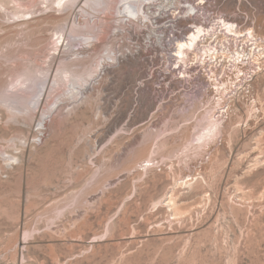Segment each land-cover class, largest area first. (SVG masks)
Here are the masks:
<instances>
[{"label":"rangeland","instance_id":"374dc122","mask_svg":"<svg viewBox=\"0 0 264 264\" xmlns=\"http://www.w3.org/2000/svg\"><path fill=\"white\" fill-rule=\"evenodd\" d=\"M110 1L0 8V56L21 69L0 75V264H264V58L228 91V128L198 139L217 84L183 94L149 79L160 52L126 29V0ZM217 1L243 22L236 0ZM247 1L244 28L264 43V0Z\"/></svg>","mask_w":264,"mask_h":264},{"label":"built area","instance_id":"2783aa9c","mask_svg":"<svg viewBox=\"0 0 264 264\" xmlns=\"http://www.w3.org/2000/svg\"><path fill=\"white\" fill-rule=\"evenodd\" d=\"M217 2V0H137L136 4H133L134 17H127L126 24L128 22L129 26L126 29L132 34L134 33V36L144 37L147 47L152 46L160 52L158 54L161 60L160 64L150 71L149 79L188 83L185 89H181L183 94L193 90L197 81L215 84V81L253 80L258 72V63L254 61V58L259 49L251 43L254 39L244 28V23L250 20L249 16L240 8L243 2L247 5L250 3L247 0H236V12L239 14V19L243 20V22H239L232 15L222 12L220 4ZM223 20L233 23V29L240 32L238 34L227 32ZM192 30H200L199 37H212L211 40L227 34V40L218 43L214 40L213 48H224L227 51L237 48L236 50L242 53L245 52V49L252 50L254 55L244 53L236 57L232 53L229 57L224 56L225 59L218 57L220 61L215 68V73L218 75L216 79H213L211 72L206 74L201 69L204 56L197 59L191 56L181 57L174 53L176 52V41L187 38ZM151 31L160 36L159 40L155 35H152ZM148 32H151V36L148 35ZM208 60L209 58L206 57V61ZM210 60L216 62L215 57ZM220 63L222 64L219 66ZM224 63L227 64V73L222 69ZM213 93H215L213 104L216 105L218 94L216 95L217 92ZM223 109L226 110L227 107L225 106Z\"/></svg>","mask_w":264,"mask_h":264},{"label":"bare ground","instance_id":"6f19581e","mask_svg":"<svg viewBox=\"0 0 264 264\" xmlns=\"http://www.w3.org/2000/svg\"><path fill=\"white\" fill-rule=\"evenodd\" d=\"M10 0H0V8L2 7V8H6V5H7V3L9 2ZM71 2L72 4L75 2V0H54V3H56L57 4V9H54V7L51 5V3L49 4L50 5V7L53 9V10H60L62 7H63V5H65L67 2ZM92 1V3H94V7L95 6H98V7H103V8H106V7H108V5H109V3L111 2L110 0H91ZM52 2H53V0H52ZM136 2H137V0H126L125 1V3H126V13H125V16H122V17H125L126 18V16H128V15H130V16H132V17H134V13H133V11H132V8H133V4H136ZM77 4H76V7L74 8V9H70V7H69V9H70V12H71V10H72V12L70 13L71 14V16H70V18H71V20H72V23H75V18H76V16L78 15V13H79V10H77L78 8H77ZM134 9V8H133ZM3 10H5V9H3ZM2 11V10H1ZM32 11H34V10H32ZM32 11H31V8L29 9H27L25 12H23V14H29V13H32ZM121 12V11H120ZM16 14H17V12H16ZM68 15V14H67ZM80 15V14H79ZM69 17V16H68ZM129 17V16H128ZM132 17H130V18H132ZM32 17H29V18H22V19H19V20H17V22H21L20 23V25H25L26 24V22L27 21H29L30 19H31ZM79 20V19H78ZM77 20V25H80V23H79V21ZM32 21V20H31ZM81 21V20H80ZM34 22V21H33ZM3 23V22H2ZM1 24V23H0ZM223 24L225 25V29H226V31L227 32H230V33H234V34H238L239 32L236 30V29H233V23H231V22H228V21H225V20H223ZM30 26V25H29ZM81 26V25H80ZM93 28H94V30H96L97 31V29H98V25H94L93 26ZM246 30L250 33V35H251V37L254 39V41L253 42H251L253 45H255V47L256 48H258L259 50L261 49H263L262 50V52H260V53H258V54H256V57L254 58V61L256 62V63H258V70H262V67L260 66V63H261V61H262V59L264 58V43H257L258 41H257V37L255 36V33H254V31H253V29L252 28H246ZM8 31V30H7ZM6 31V32H7ZM153 31V30H152ZM151 31V32H152ZM151 32H148V35L149 36H151ZM200 32V30H197V31H191L187 36V38H185V39H178L177 41H176V43H175V46H176V48H175V51L176 52H174L175 54H179V55H181V57H194V58H201V56H204V58H203V60H202V62H203V65L201 66V69L203 70V72L204 73H206V74H208L209 72H211L212 73V75H211V77L213 78V79H216L217 78V75H218V73L216 74L215 73V68L217 67V63H219L218 61H220V59L219 58H224V56L225 57H229L232 53H234V55H236V57H239V56H241V55H243L244 53L245 54H247V55H249L250 53H252V55H254L253 54V52H252V50H249V51H247L246 49H245V52H239V51H237L236 49L237 48H235V49H233V50H229V51H227V49L225 50L224 48L223 49H221V48H219V49H215V48H213V43H214V40H216V42L218 43V42H221V41H223V40H227V34H224V35H221L222 37H220V36H217L214 40H211L212 39V37H207V36H203L202 38L201 37H199V35H198V33ZM4 33V31H3V29H1L0 28V34H3ZM35 34V33H34ZM34 34H32V31H31V33H26V34H24L25 36H26V39H25V42H24V44H23V48L22 49H20L21 51H31V50H29L28 49V47L27 46H32V45H34V38H35V35ZM152 35H155L156 36V38L159 40V38H160V36L157 34V33H155V32H152ZM96 35L95 34H92V35H90V36H85V39H86V43L88 42L89 43V41L91 40V39H93L94 37H95ZM62 38H63V41H64V36H62ZM147 38H151V37H147ZM8 43H10V44H8ZM7 44V46H9V48H10V53L11 52H14L17 48H13V46H12V42L9 40V42H8ZM250 43V44H251ZM76 44L78 45V44H81L80 42H79V40H77L76 41ZM63 45V43L61 44V46ZM262 45V48H260L259 46H261ZM26 47V48H25ZM65 47H66V45H65ZM6 50V49H5ZM61 49H59V51H58V53L59 52H61L60 51ZM2 52V51H1ZM249 52V53H248ZM3 54L0 56V57H4V60H1L0 61V75H2V74H6V75H13L16 71H18L19 72V70H21V69H19V66H18V64H17V61L16 60H13L12 62H8L7 60H9L7 57H10L7 53H4V52H2ZM60 55V54H59ZM59 55H57V57L59 56ZM76 55V57H75V60L77 61L78 59L80 60V59H82V57H78V54H75ZM16 56H14L13 58H15ZM206 57L207 58H209V60L208 61H206ZM216 58V62H214V61H212V60H210V59H212V58ZM219 57V58H218ZM7 58V59H6ZM12 58V59H13ZM53 58H56V57H53ZM59 58V57H58ZM11 59V58H10ZM104 59V58H103ZM225 59V58H224ZM229 59H232V58H229ZM57 60V59H56ZM105 61V60H104ZM73 62V61H72ZM75 62V61H74ZM72 63L71 64V66L73 67V66H78L79 64L78 63ZM228 62H230V60H228ZM104 63L105 62H103V61H101V62H96V65H95V68L93 69V70H90V68H87V71H86V76H88V74L89 75H93V77H92V79H94V78H96L97 76H98V74L100 73V69L104 66ZM29 65L27 66V67H29V66H31V62H29L28 63ZM222 63H220V64H218L219 66L221 65ZM100 65H101V68H100ZM71 66H64L63 67V69H64V73H70V72H73L72 70H71ZM70 67V68H69ZM50 68V67H49ZM48 68V69H49ZM222 69L223 70H225V73H227V64L226 63H224L223 65H222ZM75 71H76V74H78L79 73V71L78 70H76L75 69ZM29 75V74H28ZM79 75V74H78ZM3 76V75H2ZM67 78H69V77H67ZM85 78V77H84ZM28 79V77L25 79V80H27ZM254 79V78H253ZM49 81H51L49 78H45V83H44V88H45V92L47 91V89L49 88H51V86H50V84H49ZM54 81H58V80H54ZM87 81V80H86ZM236 81H215V84H217V90H216V95L218 96V101L216 102V105H215V107H212V111H213V109H214V111L213 112H211L212 114H210L209 116H207V122H206V125H205V127H204V129H206V133H202V134H199V136H198V139H202V140H207L209 137H214V135H216V133L220 130V129H222V128H224V129H226V128H228V126H229V121L228 122H226V119H222V117L223 116H226V113L228 112V108H229V106H228V104H226V103H230V102H232L233 100L231 99L232 98V95L231 94H229V92L231 91V90H235V89H237V91L239 90V88L240 87H234V83H235ZM238 82H242V81H238ZM237 83V82H236ZM245 83V82H244ZM232 84H234V85H232ZM237 84H239V83H237ZM73 87H75V86H73ZM219 87V88H218ZM241 89H243V88H241ZM229 91V92H228ZM226 94H229V95H227L226 96ZM39 100V99H38ZM36 103H37V101H36ZM250 104V103H249ZM251 106L248 108L251 112L253 111V107H252V102H251V104H250ZM227 107V109L226 110H224L223 109V107ZM219 108V109H218ZM221 108V109H220ZM7 112V111H6ZM29 112H31V111H29ZM218 112V113H217ZM26 113V112H25ZM36 113V112H35ZM31 114H32V112H31ZM252 114V113H251ZM35 115V114H34ZM6 116L7 117H10V113H6ZM29 116V115H28ZM205 117V116H204ZM227 117H228V115H227ZM206 118V117H205ZM30 119V118H29ZM222 119V120H221ZM26 121V120H25ZM25 123H27V121L25 122ZM30 132V131H29ZM22 139H25V138H22ZM25 141V140H24ZM23 142V141H22ZM27 143V142H26ZM23 145V144H22ZM24 146V145H23ZM147 162H150V160L148 159L147 160ZM188 181V180H187Z\"/></svg>","mask_w":264,"mask_h":264}]
</instances>
